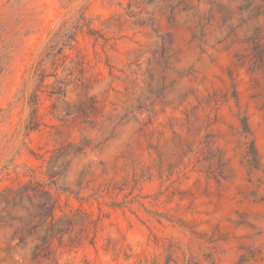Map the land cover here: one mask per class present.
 <instances>
[{
    "label": "rangeland",
    "instance_id": "obj_1",
    "mask_svg": "<svg viewBox=\"0 0 264 264\" xmlns=\"http://www.w3.org/2000/svg\"><path fill=\"white\" fill-rule=\"evenodd\" d=\"M205 131L226 180L181 156ZM49 166L57 215H104L56 264H264V0H0V190ZM29 209L0 212V264H55Z\"/></svg>",
    "mask_w": 264,
    "mask_h": 264
},
{
    "label": "trees",
    "instance_id": "obj_2",
    "mask_svg": "<svg viewBox=\"0 0 264 264\" xmlns=\"http://www.w3.org/2000/svg\"><path fill=\"white\" fill-rule=\"evenodd\" d=\"M234 97L238 106L236 93H234ZM238 118L241 142L246 147L244 162L251 171L258 170L262 166V162L248 117L243 114ZM215 143L214 135L205 131L196 140L185 144L181 156H188L190 160L188 164L192 163L193 167L199 168L208 178L220 182L228 178L229 161L225 157L224 151ZM58 174L59 172L54 171L53 166H49L47 170V175L50 178L49 182L37 180L32 183L27 181L18 186L8 185L0 190V205H3L0 212L9 214L10 209L23 208L27 210V207L30 206L28 210L30 222L37 220L32 230L34 232L41 231V234L37 236L33 256L50 259L55 264L57 258L51 248L53 242L58 243L57 247H75L85 241L89 244L94 243L97 229L104 216L101 213L97 217H93L91 212L81 208L61 210V214L57 215L58 199L51 191L50 183L54 184V177ZM62 190L73 193L78 200L86 199V197L80 196L78 192L71 191L68 188H62Z\"/></svg>",
    "mask_w": 264,
    "mask_h": 264
}]
</instances>
